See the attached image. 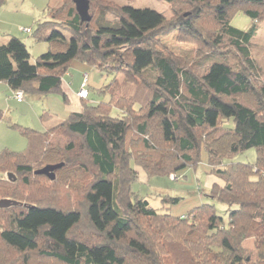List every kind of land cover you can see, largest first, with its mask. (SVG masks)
I'll return each instance as SVG.
<instances>
[{
    "label": "trees",
    "instance_id": "trees-1",
    "mask_svg": "<svg viewBox=\"0 0 264 264\" xmlns=\"http://www.w3.org/2000/svg\"><path fill=\"white\" fill-rule=\"evenodd\" d=\"M88 1L90 21L74 0H51L48 18L21 31L49 46L35 63L18 37L0 46V82L19 104L22 91L69 105L64 82L75 60L114 78L109 99L91 104L85 74L80 110L44 133L24 129L26 152L0 154V178L12 175L0 180V201L20 204L0 208V264H264V85L253 82L252 51L264 0H161L169 21L135 0ZM237 12L253 21L247 31L231 24ZM174 32L201 57L164 55L158 38ZM203 149L218 179L209 198L228 207L227 219L213 204L160 214L134 193L139 169L175 181L198 167ZM251 149L254 165L225 164ZM60 164L53 182L35 175Z\"/></svg>",
    "mask_w": 264,
    "mask_h": 264
},
{
    "label": "rangeland",
    "instance_id": "rangeland-1",
    "mask_svg": "<svg viewBox=\"0 0 264 264\" xmlns=\"http://www.w3.org/2000/svg\"><path fill=\"white\" fill-rule=\"evenodd\" d=\"M50 1L6 0V4L0 8L2 9L0 13L3 17L0 22L7 20V28H3H6L8 32H13L14 36H18L26 44L32 63H35L40 55L47 52L49 46L43 42L36 43L32 36L24 34L21 31L25 27H32V25H27L32 16L39 18L38 20H46L48 18L46 9ZM107 1L120 6L129 3L126 0ZM132 5L136 9L157 11L165 17L166 21L173 18L169 4L161 0H135ZM231 24L239 30L247 31L252 26L253 21L243 12H237L233 16ZM178 35V32H174L168 36L159 37L160 45L158 49L164 55H171L180 60L192 61L201 57L196 45L179 43L177 41ZM253 42V56L258 66V76L253 77V82L257 86H262L264 85V23L258 24V32ZM85 74L89 75V78H87L88 89L90 91L89 102L97 104L107 101L109 96L107 93H103V91L111 85L114 79L113 76L100 73L97 68L83 64L78 60L71 63L65 77L70 86L69 105L64 102L60 94H50L44 98L37 95H26V98H23V100L25 99L24 102L21 104L16 101L7 103L6 98L0 94V112L2 113V117L0 118V154L4 151L26 152L29 148V140L23 134L24 129L44 133L58 122L66 120L70 115V110L77 111L79 103L75 100L74 94L75 90L79 91ZM120 80L123 81L122 78ZM44 113H49L53 116L45 123L41 120V116ZM256 161L257 152L255 149H251L226 159L225 164L234 162L254 165ZM207 162L208 154L203 149L201 163L198 167L181 171L178 179L175 181L172 180L174 176L148 178L145 172L139 169V178L133 185V191L145 198L149 202L150 207L157 210L160 214L167 212L173 217H181L188 215L190 211L203 204H213L216 206L219 215L227 219L226 211L228 207L209 198L210 189L215 182H218V179L208 175ZM5 178H10V175L5 174ZM173 198H179L180 201L177 204L163 202V199Z\"/></svg>",
    "mask_w": 264,
    "mask_h": 264
},
{
    "label": "water",
    "instance_id": "water-1",
    "mask_svg": "<svg viewBox=\"0 0 264 264\" xmlns=\"http://www.w3.org/2000/svg\"><path fill=\"white\" fill-rule=\"evenodd\" d=\"M76 7H77V11L80 15V17L82 18L83 21H90V16H89V1L88 0H74ZM64 165L60 164V165H53V166H46L42 169H39L35 172V175L38 176H46L51 180H55L56 175H55V171L61 169ZM12 175H10L11 177ZM20 205L18 202L16 201H11V200H1L0 201V208L1 209H7L13 206H18Z\"/></svg>",
    "mask_w": 264,
    "mask_h": 264
},
{
    "label": "crops",
    "instance_id": "crops-1",
    "mask_svg": "<svg viewBox=\"0 0 264 264\" xmlns=\"http://www.w3.org/2000/svg\"><path fill=\"white\" fill-rule=\"evenodd\" d=\"M0 10L2 11V9H0ZM1 18H3V17H2V14L0 13V20H1ZM38 19L39 18H36L35 16H32L31 19L28 21L27 25H33V23H35L36 21H42V20H38ZM6 22H7V20H5V22H0V46L6 44L8 42V39H9L10 36H14L13 32L12 33L8 32V30L6 29L7 28V23ZM3 27H6V28H3ZM25 28H30V27H25ZM25 28H23V29H25ZM15 37H18V36H15ZM81 84H82V82H81ZM81 84H80V86H81ZM64 90L69 95L70 86L66 82H64ZM75 91H76L75 94H74L75 95V100H77L78 103H80V100H79V98L77 96V94L80 91V89H79V91H77V90H75ZM0 94H2L6 98L7 103H11L12 101L15 102L14 99H13L12 90L9 88V86L7 84L2 83V82H0ZM78 110H80V105H78ZM68 112H66V113L69 114L70 112H74V111L70 110V112L69 113ZM63 119H65V118H63Z\"/></svg>",
    "mask_w": 264,
    "mask_h": 264
},
{
    "label": "built area",
    "instance_id": "built-area-1",
    "mask_svg": "<svg viewBox=\"0 0 264 264\" xmlns=\"http://www.w3.org/2000/svg\"><path fill=\"white\" fill-rule=\"evenodd\" d=\"M22 31L25 32V33H29V32H30L29 29H23ZM85 85H86V81H85V83L83 84L81 91L79 92V96H80L81 98H86V97L88 96V93H87V90H86V88H85ZM15 98H16L18 101H23V98H24V94H23V92H22V91L17 92V93L15 94ZM173 179H174V178H173ZM0 180H1V178H0Z\"/></svg>",
    "mask_w": 264,
    "mask_h": 264
},
{
    "label": "bare ground",
    "instance_id": "bare-ground-1",
    "mask_svg": "<svg viewBox=\"0 0 264 264\" xmlns=\"http://www.w3.org/2000/svg\"><path fill=\"white\" fill-rule=\"evenodd\" d=\"M1 180H9V178H4V179H1Z\"/></svg>",
    "mask_w": 264,
    "mask_h": 264
}]
</instances>
